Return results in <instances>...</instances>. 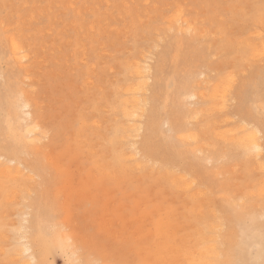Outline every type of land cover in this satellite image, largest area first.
<instances>
[{
    "label": "bare ground",
    "instance_id": "obj_1",
    "mask_svg": "<svg viewBox=\"0 0 264 264\" xmlns=\"http://www.w3.org/2000/svg\"><path fill=\"white\" fill-rule=\"evenodd\" d=\"M179 4L181 1L175 4L177 10L174 13H167H173L170 18L164 14L165 19H169L166 34L171 37L175 33L177 37L173 43L179 46L178 56L183 55L189 44L208 34V29H199L202 25L195 27V23L184 14L182 4ZM247 5L249 6L246 7ZM247 5H243L246 7L243 11L242 4H239L241 9L238 5L233 7V14L237 16L234 24L240 28V19H244L264 26V0H253L252 3L249 0ZM231 8L229 10L232 12ZM219 15L221 14L218 13V17ZM230 15L233 16L232 13ZM32 16L33 14L30 18ZM137 16L138 14L134 19ZM220 18L218 21L213 15L207 18L211 24L214 21L218 25L214 28V32H218H215L217 34L213 43L197 48L195 51L198 55L195 57L177 58L178 67L174 65L168 71L163 65L162 53L153 54V50L159 48L160 41L146 45L148 40H133V54L129 51L133 58L125 60L123 64L124 82L114 86L115 100H106L109 103L108 110L115 112V115L109 117L103 130L95 132L98 139L96 143L92 140L85 142L86 166L92 169L88 172L94 178L105 183L107 178H115L119 172L127 174L125 178L133 181L130 171L141 168L151 178L158 176L165 179L172 190L186 192L196 188L190 196L198 200L211 191L209 188L214 186L213 183L217 184L215 180L219 177V169L225 170V162L231 159L241 160L246 165L245 168L248 167L247 173L251 169L263 170L264 173V66H259L260 61H257L264 57V34L262 30L255 28L252 31H255L257 41L253 35L245 38L244 34V39L239 42L230 35L229 30L231 26L237 28L236 25H230L226 19ZM195 20L196 18L193 22ZM201 20L204 21L203 18ZM94 27L93 25L91 29ZM153 29L152 31L158 32L157 28ZM136 32L134 36L139 35L137 29ZM20 40L17 36H12L9 48L12 58L25 65L23 61L33 51L28 53L27 44ZM81 41L84 45L83 40ZM169 42L172 43V38ZM81 51L82 54H88L86 47ZM218 54L223 55L220 66L216 65L219 60H212V56ZM163 57L165 58V54ZM153 59H157L156 62L151 61ZM7 61L10 59H7L6 52L0 51V63ZM229 66L243 68L237 73L231 70L236 74L229 72L231 75L227 73L224 77H218L219 73H212ZM3 69L0 68V76L4 79V90L0 87V193L4 196V201L0 211V240H7L8 237L12 240V247L1 252L9 264H55L49 255L58 252L65 256V264H95L84 247L85 240L75 230L68 231L69 221L73 216L69 206H93L101 197L106 199V207L102 208L99 220L106 222L111 228L115 226L118 229L115 232L119 235L116 233V236L109 227L107 230L110 231H107L105 223L102 228L110 236H115L118 242L130 241V251L136 254L138 262L264 264V203L257 204L259 200L264 201V175L250 189L244 190L243 195L237 197L235 192H228L224 203L217 208L211 207L206 212L202 204L193 209L188 204L182 214L161 206L146 211L145 206L138 211L140 215L133 214L130 217L124 213L125 206L115 204L118 201L116 191H111L105 185L94 190L88 179L75 187L73 178H70L53 193V197L59 201L61 196L64 197L60 207L63 208L66 219L62 220L58 214L60 207L53 197H49L48 190L53 179L47 172L49 168H55L54 157L50 156L51 166H44L39 155L43 154L42 158L46 159L48 152L53 150L51 145L61 143L63 131L59 127L48 128L49 120L43 121L39 116L40 106L33 92H30V87L27 88L29 85L26 88L14 86V72L8 74V67L5 71ZM240 74L241 82L235 86L238 80L236 75ZM216 78L219 80L214 83ZM250 81H256L254 87ZM164 85L165 97L160 99V88ZM104 106L98 99L93 104L96 110H103ZM229 107L231 114L226 113L223 116L225 120H217L213 116L215 112H226ZM226 122L233 126H221V123ZM218 124L225 131L218 128ZM89 126L87 119L82 117L80 129ZM47 137H51L49 144L44 142ZM184 141L190 143L186 149ZM66 145L65 143L64 146ZM66 148L68 151L72 150L69 146ZM189 153L194 154L189 157ZM61 171L63 170H59ZM223 189L227 190L228 185ZM13 200L23 203L17 210L20 216L17 225L6 219L7 204ZM183 217L190 220V224L185 223ZM73 218L74 216L71 219ZM9 225H12L11 229H8ZM81 248H85V251H81Z\"/></svg>",
    "mask_w": 264,
    "mask_h": 264
},
{
    "label": "rangeland",
    "instance_id": "obj_2",
    "mask_svg": "<svg viewBox=\"0 0 264 264\" xmlns=\"http://www.w3.org/2000/svg\"><path fill=\"white\" fill-rule=\"evenodd\" d=\"M107 1L0 0V51L6 52L7 59H10V61H7L8 64L7 62H2L0 66L5 70L8 67V74L14 72L13 77L15 79L12 80L14 86L18 88L23 86L26 88L29 85L27 88L30 87V92H33L34 98L40 106L38 112L40 114L39 116L42 117L43 121L49 120L47 124L50 126L48 128L59 127L60 130L63 131L60 137L61 143L56 142V144L51 145L52 151H46L48 152V155H46L47 158L43 159V154L39 155L44 166H51L52 160L50 156L54 157L55 168H49L47 172V175L53 179L52 184L50 183L48 187L49 197H53L54 191L67 183L66 181L70 178H73L72 182L75 187L80 186L79 182L88 179L91 181L94 190H98V188L105 185L109 187L111 191H116L118 201L115 204H117V206L120 204L125 206L126 209L124 213L130 217L133 214L140 215L141 213H138V211L145 206L146 211L161 206L165 209H173L176 213L182 214L189 206L188 204L191 205V209L202 204L204 206V212H206L211 209V207L217 208L220 204L224 203L228 192H235L236 194L234 195L237 197L243 195V191L250 189L256 183V180H258V178L260 179L264 173L263 170L253 171L252 169L250 173H247L248 167L245 168L246 165L238 159H231L225 162V170H222V168L219 169V177L215 180L217 184L213 183L214 186L212 185L211 188H209L211 191H208L203 196L199 197L198 200H195L190 194L196 188L189 189L186 192L182 190H172V186L166 182L165 179L158 176L156 178H151L147 171L141 168L130 171L129 175H132L133 181L125 178L127 174H120L117 172L115 178H107V181L104 183L102 180L94 178L93 175L88 172L92 169L86 166L87 150L84 146L87 140H92L93 143H96L98 139L95 137V132L97 130H103L102 128L105 127L109 117L115 115V112L108 110L109 103L107 104L106 100L114 101V86L117 84V86H119L120 83L123 84L124 82L123 64L125 60L127 61V59L131 60L133 58L132 50L133 40L135 38L141 41L148 40L146 45L160 41L159 48L153 50V54L162 53L161 59L163 65L168 71L171 70V67L174 65L176 68L178 67L176 64L178 63L177 58L181 59L185 56L195 57L198 55L195 51L197 48L204 45L206 46L215 39L214 37H216L215 35L217 34L215 32L218 31L215 29L216 31L214 32V28H217L218 25L214 21L212 24L208 21L207 18L209 15L215 16L217 21L220 17V19L224 18L230 25L233 24V26H235L236 24L234 23L237 16L233 14V7L236 5L239 6V4L246 6L249 0H234V2H232L233 0ZM180 1L187 18L192 21V23H195V27L198 28L199 24L200 26L202 25V28L199 26V29H204L205 31L208 29V34L205 37H200L195 40L192 44H189L183 51V55H179V57V51H177L179 46L173 43L177 37L175 33L170 35L171 37H168L166 34V32H168L166 29L169 19H165L166 17L164 16L166 15L170 18L177 10L175 9V4H178V2L180 3ZM252 1L253 0H251V3ZM217 2H219L218 5ZM123 3L125 4L123 5ZM235 3L237 4L235 5ZM68 4L71 7H69ZM220 4L221 6L219 7ZM231 4L234 5L232 6ZM72 6L76 7L74 8ZM225 6L232 7V12L229 10L230 8ZM242 6H239V8H242ZM248 6L249 5L246 7ZM246 7L243 6L242 11L246 9ZM169 11L173 13L167 15ZM218 13L221 14L219 17ZM231 13L233 16L230 15ZM32 14L33 19L30 18ZM137 14V18L134 19ZM192 16L194 19L196 18L197 21L195 20L193 22L194 19H192ZM202 18L204 21L201 20ZM34 19L36 20L33 21ZM93 25L95 27L91 29ZM15 26L17 29H15ZM158 26H160V28H158ZM239 26L242 27L238 28L236 25L237 28H232V26L229 28L230 35L232 34L239 42L244 39L245 35V38L251 37L252 35L256 38L254 36L255 31H252L255 30V28H259V31L262 30L264 34V26L249 20L240 19ZM153 27H155V29L157 28V33L156 31H152L154 30ZM163 28L165 31L160 30ZM136 29L139 35L134 36V34L137 33ZM211 30H213L212 34H210ZM239 32L242 34L240 35ZM248 32H253V34L247 35L246 33ZM235 34H237V36ZM14 35L21 39L20 41H23V44H27L28 53L33 51L29 54L28 59L23 61L25 65H21L20 62L18 63L12 58L10 44L11 37ZM171 38L172 43L169 42ZM80 39L83 40L85 46L82 45ZM79 40L80 42L78 44ZM254 40L257 41V38ZM82 46L86 47L88 54H82ZM129 51H131L132 54L129 53ZM164 54L165 58L163 57ZM222 56V54L212 56V60H219L216 65L220 66L222 64ZM155 57L158 59V56ZM156 60L153 59L151 61L156 62ZM261 60L260 58L257 59V61H260L259 66H264V57H262ZM229 68L230 66L218 71L214 70L212 73L213 75H218L219 73L218 77H224L223 75H231V70L236 71V73L237 71L239 72L242 70L243 66H239L238 68L231 66L232 69ZM26 70L27 73L25 72ZM227 70L230 71L227 72ZM15 71L19 72L16 73ZM244 73H247V71ZM241 75L242 74L239 76L236 75L238 80H236L235 86L240 84ZM3 80V78L0 80V87L4 90V86L2 85ZM215 80L214 83H216L219 78ZM255 82L256 81H250L249 83L254 87ZM23 83H26V85ZM165 91L166 87L164 85L160 88V99L165 97ZM97 99L101 101V105H105L103 110H96L93 107ZM229 103L232 105V101ZM230 108L231 107H229L226 112L224 111V113L215 112L213 116L217 120H222L226 113L231 114ZM82 117L87 119L90 125L89 128L80 129L79 123ZM223 120H225V118H223ZM51 123L53 125H51ZM96 124H98V126H93ZM221 124L223 127L227 125L228 127L226 128L233 126L231 123L228 124V122ZM219 125L220 124H218L217 127L221 128ZM221 129L223 130V128ZM221 129H218V131H221ZM51 137L45 138L46 140H44V142L49 144V138ZM65 143L67 144L66 146H64ZM184 144L186 149L190 143L184 141ZM68 146L72 149L71 151H68L66 148ZM193 154L194 153H189L187 156L192 157ZM237 157H239V155ZM58 169L63 171L59 172ZM147 170L149 171L150 169L147 168ZM98 177L102 178L104 176ZM227 185L228 189H223V187ZM63 198L64 197L61 196L59 201L53 197V199L57 201L59 207L61 203H63ZM3 201L4 196L0 193V211L2 210L1 203ZM105 201L106 199L101 197L97 202H94L95 204L93 206L89 204H87V206L78 204L72 206L67 205L69 209L71 208V215L74 216L73 219H71L73 216L70 218L68 231L75 230L77 234H79V237L85 240L84 247L88 250L89 254H91L90 258L95 264H147L146 260V262H138L136 260V254L130 251L132 247L130 241L124 240L123 242H118L115 236L112 237L110 233L107 234L109 230H107V227L109 226H107L106 222L101 221V219L99 220V216L103 213L102 208L104 209L106 207L104 204ZM263 203V200L257 201L258 205ZM115 204L113 205L115 206ZM214 204H216V206H214ZM22 205L23 203L21 204V202L18 203L14 200L7 204L6 219L9 223L15 222L16 224V222H20V216L17 210ZM63 206L62 204V207ZM67 206L66 208H68ZM58 214H60L62 220L64 218L66 219L63 208L60 207ZM183 220L185 223L190 224V220H186L185 217H183ZM128 226L130 225H127V227ZM102 227H105L107 231ZM11 228L12 225H9L8 229ZM109 228L111 231L113 230L112 232L115 233V235L116 233L119 235L118 232H115L118 230L115 226ZM11 245L12 240L9 237L7 240H0V264H9L4 259V255L1 252L9 250L12 247ZM85 248H81L80 250L85 251ZM80 250L79 252H81ZM49 258L53 260L55 264H65V256L60 252L49 255Z\"/></svg>",
    "mask_w": 264,
    "mask_h": 264
}]
</instances>
